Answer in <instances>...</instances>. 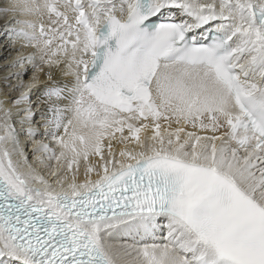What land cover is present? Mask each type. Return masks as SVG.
<instances>
[{"label":"snow or ice","instance_id":"1","mask_svg":"<svg viewBox=\"0 0 264 264\" xmlns=\"http://www.w3.org/2000/svg\"><path fill=\"white\" fill-rule=\"evenodd\" d=\"M0 12V264H264V0Z\"/></svg>","mask_w":264,"mask_h":264},{"label":"bare ground","instance_id":"2","mask_svg":"<svg viewBox=\"0 0 264 264\" xmlns=\"http://www.w3.org/2000/svg\"><path fill=\"white\" fill-rule=\"evenodd\" d=\"M16 25L13 22V17H11V14H4L2 12H0V36L3 35L5 29L7 27H15ZM18 46H9L7 48H0V56H3L4 59L0 60V86H2V78L3 76L9 71V69L5 68L4 65L15 58L16 54V48ZM15 53V54H13ZM11 71H15L14 69ZM28 74H31V72H29ZM27 74V75H28ZM12 83H15L16 81L13 79L11 81ZM6 90V89H5ZM10 95L15 96V93H11ZM33 99H35V97H33ZM29 152L31 150V144H29ZM31 158V157H30ZM116 243H119L120 241H115Z\"/></svg>","mask_w":264,"mask_h":264},{"label":"rangeland","instance_id":"3","mask_svg":"<svg viewBox=\"0 0 264 264\" xmlns=\"http://www.w3.org/2000/svg\"><path fill=\"white\" fill-rule=\"evenodd\" d=\"M11 17H12V15H11ZM16 53V52H15ZM15 53H13V54H15ZM30 77H31V74H28V75H26L25 77H24V79L25 80H28V79H30ZM29 146H28V150H29ZM31 159V158H30Z\"/></svg>","mask_w":264,"mask_h":264}]
</instances>
